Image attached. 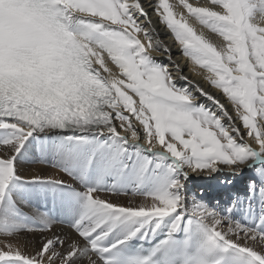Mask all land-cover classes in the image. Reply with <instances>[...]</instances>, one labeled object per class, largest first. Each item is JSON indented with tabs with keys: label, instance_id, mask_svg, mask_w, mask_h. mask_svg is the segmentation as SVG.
<instances>
[{
	"label": "snow or ice",
	"instance_id": "obj_1",
	"mask_svg": "<svg viewBox=\"0 0 264 264\" xmlns=\"http://www.w3.org/2000/svg\"><path fill=\"white\" fill-rule=\"evenodd\" d=\"M0 264H264V0H0Z\"/></svg>",
	"mask_w": 264,
	"mask_h": 264
},
{
	"label": "bare ground",
	"instance_id": "obj_2",
	"mask_svg": "<svg viewBox=\"0 0 264 264\" xmlns=\"http://www.w3.org/2000/svg\"><path fill=\"white\" fill-rule=\"evenodd\" d=\"M149 11L150 14H152L150 9ZM153 20L155 21L154 15H153ZM158 28L160 32V39H162L164 43L171 48L173 59L178 61L181 64V67L184 68V75L189 76L190 79L198 80L201 84L207 87V85L204 84L202 79L193 76V74L189 71V67H190L189 62L182 56L181 51L176 46L171 34L165 28H163V26L158 25ZM153 55L156 56L158 59H163L166 61V57L162 56L160 53H153ZM23 171L25 175L38 174L41 171H43L47 175L56 174V170L54 168H51L49 164L42 163L39 161L25 164ZM244 173L245 175L242 174L240 176L233 178L234 183L227 191H231L233 193L239 192L243 194L246 181L248 177L251 175V173L248 171H245ZM190 186L193 188V190H199L201 188L205 189L210 198L211 197H223L225 199L227 198L225 195V190L219 186L218 179H213L207 175L193 176ZM139 199L140 198H137V201H139ZM121 200L122 202H124L123 198H121ZM62 229L64 231H67V228L64 225H58L55 230L57 233H59L61 232ZM28 239L38 244L40 240V235L38 233L35 235H30Z\"/></svg>",
	"mask_w": 264,
	"mask_h": 264
},
{
	"label": "rangeland",
	"instance_id": "obj_3",
	"mask_svg": "<svg viewBox=\"0 0 264 264\" xmlns=\"http://www.w3.org/2000/svg\"><path fill=\"white\" fill-rule=\"evenodd\" d=\"M243 175H245V173H243Z\"/></svg>",
	"mask_w": 264,
	"mask_h": 264
}]
</instances>
